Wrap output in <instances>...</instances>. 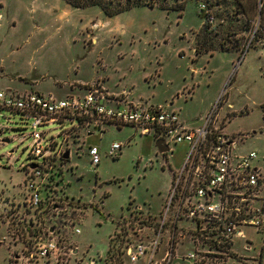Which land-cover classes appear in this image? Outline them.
I'll return each mask as SVG.
<instances>
[{
    "label": "rangeland",
    "instance_id": "1",
    "mask_svg": "<svg viewBox=\"0 0 264 264\" xmlns=\"http://www.w3.org/2000/svg\"><path fill=\"white\" fill-rule=\"evenodd\" d=\"M211 1L156 0L106 17L96 6L78 9L63 0H0V90L62 99L78 94V84L101 86L121 100L175 112L187 128L198 127L221 96L216 125L241 138L238 152H257L263 175L264 34H255L258 18L237 14L233 0ZM27 123L0 110V264H48L26 257L35 236L46 239L50 229L66 245V264H129L125 249L152 236L186 146L169 141L162 155L151 135L131 126L80 128L62 149L69 156L59 160L55 181L36 183L42 204L34 209L23 174L36 163ZM68 127L39 131L60 144L57 135ZM114 143L121 149L109 156ZM88 146L99 150L95 167ZM178 236L183 242L172 264H190L180 256L193 251L189 235ZM246 238L260 244L249 228L236 244Z\"/></svg>",
    "mask_w": 264,
    "mask_h": 264
},
{
    "label": "built area",
    "instance_id": "2",
    "mask_svg": "<svg viewBox=\"0 0 264 264\" xmlns=\"http://www.w3.org/2000/svg\"><path fill=\"white\" fill-rule=\"evenodd\" d=\"M200 8L204 10L203 6ZM221 98L218 97L202 123L194 128L185 127L175 112L160 105L143 106L121 100L101 86H92L83 95L70 94L62 99L34 92L0 90V110L17 113L28 122L25 124L30 130L25 136L30 141L28 155L36 163L23 166L26 170L22 172L27 189L31 190L28 204L32 208L42 204L37 185L55 181L52 174L63 159L62 149L77 138L78 129L93 127L102 133L107 124L127 125L157 140L162 139L166 147L172 141L187 148L178 171L172 176L163 212L159 220L153 222L152 236L125 249L127 262L172 264L182 245L177 242L182 241L181 236L178 240L175 235L187 232L189 238L185 236L184 239L193 245V251L180 255L182 261H190V264H264L263 160H259L253 150L238 152L241 138L226 134L216 125ZM53 124H69L57 135L61 136L60 144L54 136H48V131H39ZM90 134L86 131V135ZM120 149L121 145L114 143L108 155L113 156ZM86 157L91 166H97L98 148L88 146ZM244 228L253 230L259 245L249 238L236 244L242 238ZM43 235L50 237L35 236L33 250L26 257L27 263L44 260L48 264H66L63 241L52 237V229ZM162 237H165L164 241Z\"/></svg>",
    "mask_w": 264,
    "mask_h": 264
},
{
    "label": "trees",
    "instance_id": "3",
    "mask_svg": "<svg viewBox=\"0 0 264 264\" xmlns=\"http://www.w3.org/2000/svg\"><path fill=\"white\" fill-rule=\"evenodd\" d=\"M66 4L71 7L83 9L90 6L98 7L106 17H112L124 11H128L131 8L143 5L148 7H153L156 0H63ZM236 5L235 12L243 16L246 20H252L258 18V29L255 34H264V0H233ZM212 5L210 0L209 6ZM260 5V6H259ZM159 8L164 9L163 4L158 5ZM201 7V6H200ZM199 7V12L204 15V19L207 21L210 16L207 15V11ZM201 9V10H200ZM264 112V106H262ZM264 117V115H263ZM262 117V118H263ZM153 140L157 141L156 138ZM165 155V154H162Z\"/></svg>",
    "mask_w": 264,
    "mask_h": 264
},
{
    "label": "water",
    "instance_id": "4",
    "mask_svg": "<svg viewBox=\"0 0 264 264\" xmlns=\"http://www.w3.org/2000/svg\"><path fill=\"white\" fill-rule=\"evenodd\" d=\"M258 1L260 2V0H258ZM155 147H156L157 153H159V154H164L168 150L167 147H166V145L164 144V141L162 139H158L156 141ZM67 158H68V152H66L63 155V159H67Z\"/></svg>",
    "mask_w": 264,
    "mask_h": 264
},
{
    "label": "crops",
    "instance_id": "5",
    "mask_svg": "<svg viewBox=\"0 0 264 264\" xmlns=\"http://www.w3.org/2000/svg\"><path fill=\"white\" fill-rule=\"evenodd\" d=\"M86 83H83V84H78L79 86H81V87H83L84 85H85ZM81 87H78L77 88V90L78 91H80L78 94H76V95H83L84 94V92H85V90L83 89V88H81ZM106 88V87H105ZM108 90V89H107ZM109 91V90H108ZM109 92H111V91H109ZM112 94H122V93H124L123 91L122 92H118V93H114V92H111ZM72 94V93H71ZM70 95V94H69ZM69 156V155H68Z\"/></svg>",
    "mask_w": 264,
    "mask_h": 264
}]
</instances>
